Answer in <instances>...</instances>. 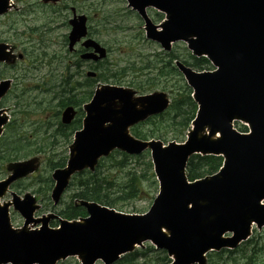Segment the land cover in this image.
Listing matches in <instances>:
<instances>
[{"label": "water", "instance_id": "95a60500", "mask_svg": "<svg viewBox=\"0 0 264 264\" xmlns=\"http://www.w3.org/2000/svg\"><path fill=\"white\" fill-rule=\"evenodd\" d=\"M126 1L143 20L148 40L165 52L184 42L194 57L207 58L215 68L197 72L176 62L199 107L188 141L164 145L131 134L134 126L168 110L166 93L140 96L124 87H98L84 107L83 128L74 136L67 166L52 175V201L57 206L75 175L94 172L117 150L131 156L150 152L159 183L152 207L144 215H130L81 201L86 218L68 221L54 213L37 218L41 206L32 194L12 193L13 200L2 203L11 186L35 174L40 164L37 158L14 162L0 181V264H58L73 257L81 264H115L147 242L167 252L171 264H207L209 253L234 250L250 239L253 226L264 228V0ZM13 8L11 0H0V17ZM149 9L163 13V23L156 25ZM69 24L70 52L83 42L92 51L82 59L107 57L106 49L89 38L86 16L73 9ZM12 52L0 44V63H15ZM11 86V80L0 82V101ZM76 115L73 107L66 108L62 123L70 125ZM8 122L1 109L0 138ZM236 122L251 133L239 132ZM194 155L223 157V169L189 182L186 170ZM12 207L25 220L22 228L12 226ZM54 220L60 228H51Z\"/></svg>", "mask_w": 264, "mask_h": 264}, {"label": "trees", "instance_id": "16d2710c", "mask_svg": "<svg viewBox=\"0 0 264 264\" xmlns=\"http://www.w3.org/2000/svg\"><path fill=\"white\" fill-rule=\"evenodd\" d=\"M156 17L163 18L162 15L158 14ZM116 28L123 29L120 26H116ZM89 35L94 37L90 32ZM161 57L154 64L148 61L141 68H137L135 64H132L128 69H120L115 73L110 70L111 74L109 76L98 73L95 78H88L85 75L87 69H83L78 74L74 69L76 76L82 77L83 81H75L74 86H72L74 75H69L65 88L61 92L62 99L58 107L63 110L68 106L75 107L78 112L77 118L72 124L63 125L59 118L60 113H58V128L46 138H34L20 131L21 124H24V121L18 114L26 115L28 112L26 107L24 108L21 104L16 103L13 118L6 127L5 134L0 139V173H5L6 165L9 163L43 156L45 158L44 168L34 178L29 179L34 181L32 185L34 194L38 196L43 204V212L50 209L58 213L61 218L70 221L87 217L86 209L76 205V202H95L124 212L126 204L149 199L152 195L151 189L157 192L158 186L149 153L134 157L115 151L108 158L100 161L95 172L84 171L77 174L73 177L69 186V191H72L70 202L58 212L50 197L54 188L51 175L54 171L66 167L69 159L67 151L64 150L60 154L55 153L60 145L59 138L64 140L65 145L71 144L75 133L82 128L85 116L83 106L92 99L97 85L109 82L113 85L122 84V80L127 77L129 71L133 73L139 71L140 74L147 77L144 82H137L133 79L130 85L128 84L129 87L140 93L162 89V91L169 92L172 98L171 106L165 113L151 117L146 122L134 127L131 130L132 134L143 141L155 139L165 144L171 141L185 142L191 130L192 122L196 118L198 105L192 97L193 91L186 84L182 74L175 66V62L181 61L198 72L212 71L213 66L208 59L196 58L191 54H188V59H182L176 53H165ZM102 64L104 62L92 63L91 67L94 68L92 70L96 71ZM16 97L22 98V96ZM19 108L20 111H17ZM38 124L37 137L47 134V131L53 125H45L44 121H40ZM238 130L243 133L248 132L245 126H241ZM223 163L224 159L222 157L192 156L187 165V177L192 182L213 176L219 172ZM25 182V180L20 181L13 188L25 190L27 189L26 186H23ZM57 225V222L53 223V227H57ZM255 235L235 250L210 253L208 264H264V259L260 256L264 251V243L260 242L262 239L257 235V231ZM256 237H259V240ZM141 260H150L151 264H170L172 262L166 252L158 251L153 246L147 245L145 249H137L133 253L122 257L116 264H139Z\"/></svg>", "mask_w": 264, "mask_h": 264}, {"label": "rangeland", "instance_id": "374dc122", "mask_svg": "<svg viewBox=\"0 0 264 264\" xmlns=\"http://www.w3.org/2000/svg\"><path fill=\"white\" fill-rule=\"evenodd\" d=\"M12 1L15 3L16 8L0 17V44H6L12 48L16 61L10 65L0 64V81L4 79L13 81L10 93L0 102V108H5L12 120L16 103L21 104L24 108L26 107L28 112L26 115L18 114L24 121V124H21L20 131L31 137L46 138L57 130L58 113H60L59 118L61 121V113L63 112V109L58 107L62 99L61 92L65 88L69 75H74L72 86H74L75 81H83L82 77H77L74 72L76 56L68 50V37L71 31L69 21L73 18V9H75L77 15H84L89 19L90 34L109 51L104 64L96 69L97 74L109 76L111 72L115 73L120 69H128L132 64H135L137 68H141L148 61L154 64L159 58H162L161 55L165 54L160 45L146 38L143 20L128 7L125 0H60L57 4H44L43 0ZM148 12L156 25H159L165 18L164 15H162V19L156 17L157 14H161L155 10H148ZM116 26L123 29L116 28ZM171 53H176L182 59H188V54L192 55L184 42L173 44ZM146 78L139 71L136 73L129 71L127 77L122 80V84L117 86L131 88L129 85L133 79L137 82H144ZM131 89L135 91L134 88ZM161 91L162 89H155L142 95ZM168 94L171 96L169 92ZM16 96H22V98ZM27 104L28 106H26ZM17 111H20V108ZM40 121H44L45 125H53L47 131V134L37 137L36 129L39 127L38 122ZM243 125L240 122L238 125L236 123L235 128H241ZM47 127L49 128V126ZM59 139L60 145L55 153L60 154L65 150L69 156V147H71L73 140L70 145H65L64 140ZM35 158L40 163L36 172L38 174L45 166L43 156L22 161ZM10 165L11 163L6 165L5 173H0V181L6 179L10 174L8 169ZM36 174L27 177V180L24 179L26 182L23 186H26L27 189L18 190L12 186L2 202H11L13 200L12 193H16L20 197H24L29 193L36 197L42 207L41 210H43V204L38 196L34 194V188L32 187L34 181L29 180L34 178ZM157 185V192L151 189L152 195L149 199L126 204L123 213L138 215L148 213L159 194V184ZM69 190L68 187L60 205L56 208L57 212L70 202L72 191ZM50 212H52L50 209L44 212L39 211L35 217L38 218ZM10 213L12 226L17 229L22 228L25 223L24 218L13 208H11ZM50 226L54 228L53 223ZM256 231L262 239L260 242L264 243V228L262 230L255 229L252 237L256 236ZM258 238L257 240H259ZM150 244L145 243L143 249ZM260 256L264 259V251ZM59 264H81V262L73 257ZM97 264L103 263L98 262ZM139 264L151 263L150 260H141Z\"/></svg>", "mask_w": 264, "mask_h": 264}, {"label": "flooded vegetation", "instance_id": "af4514ba", "mask_svg": "<svg viewBox=\"0 0 264 264\" xmlns=\"http://www.w3.org/2000/svg\"><path fill=\"white\" fill-rule=\"evenodd\" d=\"M71 53L75 54L76 56L74 66H75V71L77 74L83 71V69H94L91 67V62L84 61L81 57L85 53V50L83 49L82 44L77 45L76 49Z\"/></svg>", "mask_w": 264, "mask_h": 264}]
</instances>
